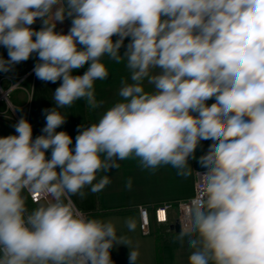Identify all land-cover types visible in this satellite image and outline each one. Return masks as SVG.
I'll return each instance as SVG.
<instances>
[{
	"label": "clouds",
	"instance_id": "1",
	"mask_svg": "<svg viewBox=\"0 0 264 264\" xmlns=\"http://www.w3.org/2000/svg\"><path fill=\"white\" fill-rule=\"evenodd\" d=\"M66 18L69 31L57 32ZM0 46V72L35 53V76L61 81L41 135L33 139L22 116L16 134L0 137V264H113L110 250L130 240L73 197L103 190L129 159L187 177L206 140L203 190L176 239L191 250L188 264H264V0H0ZM105 58L124 62L130 82L96 123L78 126L73 146L57 131L67 120L60 109L81 99L102 106L95 82L110 75ZM136 226L125 220L129 232ZM128 249L137 264L139 251Z\"/></svg>",
	"mask_w": 264,
	"mask_h": 264
},
{
	"label": "crops",
	"instance_id": "2",
	"mask_svg": "<svg viewBox=\"0 0 264 264\" xmlns=\"http://www.w3.org/2000/svg\"><path fill=\"white\" fill-rule=\"evenodd\" d=\"M31 27L39 30L42 27L41 20L37 19ZM70 27L71 18H66L63 22H57L56 31L67 34ZM115 39L117 37L114 36L113 40ZM129 41L130 38L125 39L124 46L120 49L121 55ZM0 56L8 58L7 49L2 46H0ZM37 62L39 60L34 53L29 60L15 65L12 71L0 72V86L4 90L10 89L14 83L20 81V85L13 89L9 96L13 111H8L5 104H0V112L7 111L8 115V118H0V137L16 134L13 125L22 116L32 125L33 139L42 134L41 129L45 126L43 110L54 106L53 91L61 81L45 83L39 80L33 72ZM104 62L110 75L107 80L95 82L96 98L97 101L103 102L102 106L91 110L81 99L71 108L60 109L67 120L57 131L67 132L73 138V146L78 134V126L96 123L103 112L120 99L118 92L121 80H129L130 74L124 62L117 64L107 58ZM87 67L88 65H85L84 68L75 70L73 74L82 75ZM145 89L150 91L151 86L145 84ZM213 102L214 100H209L207 103L210 105ZM18 108L19 110H16ZM211 143V140L200 142L195 152L196 159L189 160L192 173L187 177L177 175V170L170 165L152 171L142 169L137 160L129 159L119 161L120 167L107 173L111 182L103 190L93 194L85 189L87 195L84 199L78 196L73 197L77 207L86 215L105 221L119 222L117 223L119 226L116 227L118 235H125L130 240L128 247L114 245L110 250L113 264H129V247L139 251L137 264H188V255L191 250L186 240L181 244L176 239L179 232L173 229L178 219L176 203L194 196L197 174L205 171L198 163V158L208 151ZM47 156L51 157L50 150ZM129 179L132 182L131 188L126 187ZM165 204L172 205L168 211L169 222L167 224L153 222L151 232L144 234L140 229L138 208L146 206L152 209ZM129 217L136 221L137 226L133 232H129L125 227V220Z\"/></svg>",
	"mask_w": 264,
	"mask_h": 264
},
{
	"label": "built area",
	"instance_id": "3",
	"mask_svg": "<svg viewBox=\"0 0 264 264\" xmlns=\"http://www.w3.org/2000/svg\"><path fill=\"white\" fill-rule=\"evenodd\" d=\"M14 84H19L20 81L14 83ZM17 87L13 88L11 87L8 90H4L0 86V104H5L8 108V111H13L10 103H9V96L10 93L13 91V89H16ZM0 118H8L7 111L5 112H0ZM203 172V171H202ZM203 190V185L200 179V176L197 174V180L195 184V193L194 196L183 201H179L176 203V208L178 211V219L177 221L179 222L180 228L182 227V224L184 223V215H185V210L188 207L190 201L195 198L198 194L201 193ZM30 202L37 206V202L32 200L30 198ZM172 208L171 204H165L160 207L156 208H149L146 206H140L138 208L139 215H140V229L144 234H149L151 232V227L154 223L157 224H167L169 222V216H168V211ZM161 214H163V218H161Z\"/></svg>",
	"mask_w": 264,
	"mask_h": 264
},
{
	"label": "water",
	"instance_id": "4",
	"mask_svg": "<svg viewBox=\"0 0 264 264\" xmlns=\"http://www.w3.org/2000/svg\"><path fill=\"white\" fill-rule=\"evenodd\" d=\"M173 229H174L176 232H180L181 228H180V225H179V222H178V221L175 223Z\"/></svg>",
	"mask_w": 264,
	"mask_h": 264
},
{
	"label": "trees",
	"instance_id": "5",
	"mask_svg": "<svg viewBox=\"0 0 264 264\" xmlns=\"http://www.w3.org/2000/svg\"><path fill=\"white\" fill-rule=\"evenodd\" d=\"M28 206H29V208L36 207L35 205H33V204L30 202V199L28 200Z\"/></svg>",
	"mask_w": 264,
	"mask_h": 264
},
{
	"label": "rangeland",
	"instance_id": "6",
	"mask_svg": "<svg viewBox=\"0 0 264 264\" xmlns=\"http://www.w3.org/2000/svg\"><path fill=\"white\" fill-rule=\"evenodd\" d=\"M16 120H17V119H16ZM16 120H15V121H16ZM17 121H18V120H17ZM17 121H16V122H17ZM16 122H15V123H16ZM112 222L116 225V227L119 226V225L117 224V223H119V222H117V221H112Z\"/></svg>",
	"mask_w": 264,
	"mask_h": 264
},
{
	"label": "snow or ice",
	"instance_id": "7",
	"mask_svg": "<svg viewBox=\"0 0 264 264\" xmlns=\"http://www.w3.org/2000/svg\"><path fill=\"white\" fill-rule=\"evenodd\" d=\"M161 218H163V214H161Z\"/></svg>",
	"mask_w": 264,
	"mask_h": 264
}]
</instances>
